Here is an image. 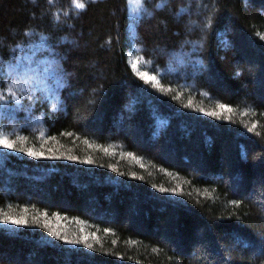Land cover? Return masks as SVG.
I'll return each mask as SVG.
<instances>
[{"label": "trees", "instance_id": "obj_1", "mask_svg": "<svg viewBox=\"0 0 264 264\" xmlns=\"http://www.w3.org/2000/svg\"><path fill=\"white\" fill-rule=\"evenodd\" d=\"M76 3L0 0V264H264V0Z\"/></svg>", "mask_w": 264, "mask_h": 264}, {"label": "rangeland", "instance_id": "obj_2", "mask_svg": "<svg viewBox=\"0 0 264 264\" xmlns=\"http://www.w3.org/2000/svg\"><path fill=\"white\" fill-rule=\"evenodd\" d=\"M24 61L26 64H22L23 62L20 61L19 63L15 64V67L11 70H9V73L12 76L13 82H16L17 84H23V83H30L31 85H35L36 89H40L41 91H44L48 93L51 98L56 99V87L58 85V81H54L52 79V75H54L57 71V69H54L55 64L52 59H49L46 61V63L43 61L39 64L40 67L31 65L28 59H25ZM189 60V59H188ZM47 66L48 68L43 71L44 69H41L43 67ZM43 71V73H42ZM29 116L26 118L25 123H33L35 121V118L28 114Z\"/></svg>", "mask_w": 264, "mask_h": 264}, {"label": "snow or ice", "instance_id": "obj_3", "mask_svg": "<svg viewBox=\"0 0 264 264\" xmlns=\"http://www.w3.org/2000/svg\"><path fill=\"white\" fill-rule=\"evenodd\" d=\"M137 3H139V0H136ZM76 6L78 8H84L85 4L83 3V0H77ZM132 67L135 69L137 67L136 63H133ZM142 78H144L147 81H155V77L154 76H149L146 72H139L138 73ZM221 108H225L226 106L224 105H220ZM0 144H3L5 147L11 148L13 145L11 143H8V141L6 139H0ZM29 155H42V154H37V153H33L31 151H29ZM13 223H25V221L23 219L20 220H15L13 221ZM89 247H91V245H89Z\"/></svg>", "mask_w": 264, "mask_h": 264}]
</instances>
